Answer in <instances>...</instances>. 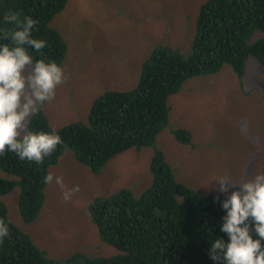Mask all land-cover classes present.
<instances>
[{
  "label": "rangeland",
  "instance_id": "1",
  "mask_svg": "<svg viewBox=\"0 0 264 264\" xmlns=\"http://www.w3.org/2000/svg\"><path fill=\"white\" fill-rule=\"evenodd\" d=\"M206 1L67 0L50 23L68 45L62 64L66 79L55 97L38 108L47 113L54 129L74 121L87 124L95 98L109 89L128 90L138 84L142 64L156 45L175 46L186 56L191 53L200 7ZM261 38L264 31H256L249 42ZM169 105L170 122L155 145L119 153L99 173L68 150L51 173L62 176L68 188L78 185L79 191L64 200L60 186L48 184L46 207L26 223L16 185L2 197L9 219L51 257L76 251L111 257L121 250L100 238L89 205L122 188L140 196L152 183L155 147L164 153L177 179L200 194H217L208 186L215 177L241 183L264 171V68L254 57L246 61L242 81L226 64L217 73L190 78L170 97ZM180 128L192 132L193 146L175 137Z\"/></svg>",
  "mask_w": 264,
  "mask_h": 264
},
{
  "label": "trees",
  "instance_id": "2",
  "mask_svg": "<svg viewBox=\"0 0 264 264\" xmlns=\"http://www.w3.org/2000/svg\"><path fill=\"white\" fill-rule=\"evenodd\" d=\"M67 0H0V28L9 10L37 21L33 37L47 45L33 52L35 59L55 60L62 66L68 53L63 35L50 26ZM264 0H207L199 11L191 53L160 43L143 62L138 84L128 90L104 91L92 102L88 123L74 121L54 129L43 109L30 117L29 129L57 131L63 143L42 163L21 161L7 150L0 154V220L9 236L0 243V264H213L211 240L227 236L219 231L224 211L217 194H200L177 179L164 153L157 147L151 161L152 183L140 195L122 188L96 197L89 205L100 238L121 250L111 257H92L83 251L55 258L13 223L2 197L19 185V210L26 223L34 221L47 205L44 177L68 150L94 173L130 148L153 146L170 122L169 99L196 76L219 72L230 64L242 81L246 61L254 57L264 68ZM2 35V34H0ZM0 38V43H8ZM32 52V49H29ZM181 143L193 146L192 132L174 131ZM14 175L11 179L2 173ZM227 194H220L224 199Z\"/></svg>",
  "mask_w": 264,
  "mask_h": 264
},
{
  "label": "clouds",
  "instance_id": "3",
  "mask_svg": "<svg viewBox=\"0 0 264 264\" xmlns=\"http://www.w3.org/2000/svg\"><path fill=\"white\" fill-rule=\"evenodd\" d=\"M2 23L12 27L0 28V38L9 41L0 43V154L7 150L21 161L39 164L63 141L55 130H30L29 118L39 112L38 105L55 97L66 75L55 60L34 58L33 52L47 45L33 37L35 19L9 10ZM44 182L59 185L64 200L79 191L78 185L68 188L62 176L52 173ZM208 186L224 211L219 231L227 236L209 242L213 264H264V171L241 183L218 176ZM220 194L227 195L221 200ZM8 236V224L0 220V243Z\"/></svg>",
  "mask_w": 264,
  "mask_h": 264
}]
</instances>
